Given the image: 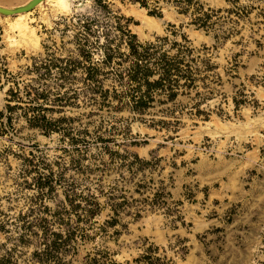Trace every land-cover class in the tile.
I'll return each instance as SVG.
<instances>
[{"label": "rangeland", "instance_id": "rangeland-1", "mask_svg": "<svg viewBox=\"0 0 264 264\" xmlns=\"http://www.w3.org/2000/svg\"><path fill=\"white\" fill-rule=\"evenodd\" d=\"M29 1L0 0V5L15 8ZM142 1L159 9L162 16L150 15L147 7L131 0H113L110 8L125 17L123 23L141 42L162 36L173 39L172 31H176L177 40L185 35L194 48L207 47L202 53L207 61L195 62L203 72L198 87L180 95L176 105H164L175 110L174 116L160 113L164 106H157L145 115L146 121L132 120L127 110L100 109L85 105L81 98L62 113L74 118L80 129L94 132L104 126L105 137L112 123L129 119L133 140L140 143L128 145V150L154 159L133 182L118 183L134 203L132 212L143 209L141 217L123 216L126 227L119 235L110 229L108 234L79 241L65 262L90 264L96 257L100 264H147L137 259L153 246L169 264H264V0H194L205 9H222L214 14L216 26L211 32L191 23V11L180 13L186 7L184 0ZM92 10V0H45L23 15L0 13V70L23 71L47 52L66 56L73 47L74 30L67 27L70 18ZM170 23L176 27H169ZM207 64L214 70L205 72ZM6 90L7 86L0 88V105ZM203 93L209 97L201 102L203 112L198 114L195 104ZM160 119L169 126H152V120ZM18 129L13 136H0V218L2 213L17 216L27 211L36 194L33 186L26 185L33 183V176L21 175L24 157L33 152L51 163L71 164L58 134L44 135L25 121ZM99 151L92 144L91 153ZM119 174L96 172L86 181L85 175L72 169L66 175L96 191L99 185L108 190ZM140 179H145V186L138 191ZM58 193L57 199L46 201L52 210L64 197L62 188ZM100 201L104 204L105 198ZM108 212L107 208L96 218L99 224ZM7 242L8 235L0 232V244ZM33 250V245L25 248V257Z\"/></svg>", "mask_w": 264, "mask_h": 264}, {"label": "trees", "instance_id": "trees-1", "mask_svg": "<svg viewBox=\"0 0 264 264\" xmlns=\"http://www.w3.org/2000/svg\"><path fill=\"white\" fill-rule=\"evenodd\" d=\"M92 1L91 12L70 18L67 27L74 30L73 47L66 56L47 52L42 58H34L23 71L13 73L7 67L0 70V88L7 86L4 103L0 105V136L15 135L19 131L18 124L25 121L26 126L44 135L58 134L64 144L63 153L71 155L70 166L59 161L51 163L43 154L33 152L23 158L21 175L33 176V183L26 182V185L33 186L36 194L27 211L17 216L1 214L0 232L8 235V242H13L11 246L8 242L0 244V264H66V254L77 249L79 241L102 232L108 234L110 229L119 235L126 227L123 216L131 215L136 220L142 215L143 209L132 212L134 203L129 201L127 190L118 185L133 182L154 160L141 158L128 150V145L140 143L133 140L129 119L121 118L112 123L105 137L102 125L94 132L88 127H76L74 118L62 114L67 107L76 105L81 98L85 105L117 112L127 110L132 114L130 119L146 121L145 115L157 106L176 105L180 95L196 89L203 73L195 62L207 61L202 56L207 47L194 48L185 35L177 40L176 31H172L173 39L162 36L141 42L128 23H123L125 17L110 8L113 0ZM131 1L147 7L150 15L162 16L159 9L148 7L142 0ZM184 1L186 7L180 13L191 11L194 16L191 23L197 28L215 30L216 21L212 19L222 9H205L197 1ZM169 27L175 28L176 24L170 23ZM213 70L208 64L204 69L205 72ZM203 94L195 104L198 114L203 112L201 102L212 93ZM159 112L175 114L168 106ZM55 113L60 116L55 117ZM175 118L178 124L179 118ZM168 124L164 119L152 120V126L168 127ZM110 142L119 149L111 148ZM92 144L99 146L98 154L91 153ZM88 159L91 163L85 164ZM71 169L85 175V181L92 173L107 174L113 170L119 172L120 177L108 190L99 185L93 191L83 180L69 179L66 174ZM125 173L132 177L127 178ZM137 186L141 191L145 179H140ZM59 188L63 189L64 197L52 210L46 201L57 199ZM101 197L105 198L104 204ZM107 208L108 217L99 224L96 218ZM31 245L34 250L25 257L23 250ZM158 250L153 246L147 248L138 262L169 264L166 257L158 255ZM90 264H100V260L95 257Z\"/></svg>", "mask_w": 264, "mask_h": 264}, {"label": "water", "instance_id": "water-1", "mask_svg": "<svg viewBox=\"0 0 264 264\" xmlns=\"http://www.w3.org/2000/svg\"><path fill=\"white\" fill-rule=\"evenodd\" d=\"M43 2H45V0H30L25 5L15 8H7L0 5V13L8 16L27 13L34 10L38 5H40Z\"/></svg>", "mask_w": 264, "mask_h": 264}, {"label": "bare ground", "instance_id": "bare-ground-1", "mask_svg": "<svg viewBox=\"0 0 264 264\" xmlns=\"http://www.w3.org/2000/svg\"><path fill=\"white\" fill-rule=\"evenodd\" d=\"M28 13V12H27ZM23 14H26V13H22V14H19V15H23Z\"/></svg>", "mask_w": 264, "mask_h": 264}]
</instances>
